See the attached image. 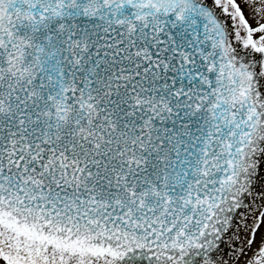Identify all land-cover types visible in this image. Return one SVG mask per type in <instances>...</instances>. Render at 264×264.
I'll return each mask as SVG.
<instances>
[{
    "label": "snow or ice",
    "instance_id": "1",
    "mask_svg": "<svg viewBox=\"0 0 264 264\" xmlns=\"http://www.w3.org/2000/svg\"><path fill=\"white\" fill-rule=\"evenodd\" d=\"M0 264H264V0H0Z\"/></svg>",
    "mask_w": 264,
    "mask_h": 264
}]
</instances>
